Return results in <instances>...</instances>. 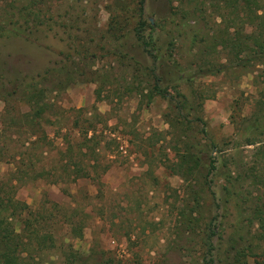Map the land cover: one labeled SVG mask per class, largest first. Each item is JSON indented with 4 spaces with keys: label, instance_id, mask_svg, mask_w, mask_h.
I'll return each instance as SVG.
<instances>
[{
    "label": "rangeland",
    "instance_id": "obj_1",
    "mask_svg": "<svg viewBox=\"0 0 264 264\" xmlns=\"http://www.w3.org/2000/svg\"><path fill=\"white\" fill-rule=\"evenodd\" d=\"M34 1L0 0V17L5 11L8 16L16 14ZM180 1L146 0L144 16L159 23L170 14L171 4L180 6ZM199 1L187 7L200 9ZM49 5V14L63 20L68 30L79 33L77 26L81 27L82 43L92 58L69 60L67 35L63 39L35 31L40 37L32 41L31 35L19 30L20 35L0 38V175L16 170L13 156L31 157L37 171L50 173L22 182L17 191L18 198L37 210H52L56 243L46 260L60 264L63 250L71 246L93 264H209L202 240L207 222L217 216L224 227L215 243L226 246L233 236L238 240L236 250L247 254L239 257L241 264H264V228L253 208H247L264 206L263 66L254 63L204 75L191 37L177 43L179 67L168 63L173 60L155 59L131 43L139 19L137 0H49ZM75 5L80 12L74 11ZM214 5L208 2L206 15H217ZM204 13L197 10L190 22L197 28L207 25ZM118 14L124 23L119 34L127 36L125 48L143 67L169 65L175 86H169L166 96H150L151 81L128 73L117 56L121 42L114 40L110 24ZM171 26L172 22L164 30ZM216 55L212 54L216 62H226L225 54ZM61 59L67 70L53 71L44 81L39 73ZM181 73L193 77V83L178 78ZM31 81H41L38 87L47 88L44 100H28L25 89ZM178 85L190 100L194 89L201 93L198 105L188 104L198 110L189 118L197 132L206 131L197 134L202 146L211 141L218 145L212 150L218 170L208 176L207 184L203 176L207 170L184 177L177 169L180 154L175 145L181 133L177 117L186 118L187 113L173 96ZM31 114H36V136L28 141ZM199 115L202 120L196 119ZM255 115L261 118V130L250 127L249 119ZM88 128L96 129L94 138V131L86 134ZM53 203L60 210L52 208ZM72 220L81 228L73 230ZM236 250L228 256L235 259ZM214 264L225 263L216 256Z\"/></svg>",
    "mask_w": 264,
    "mask_h": 264
},
{
    "label": "trees",
    "instance_id": "obj_2",
    "mask_svg": "<svg viewBox=\"0 0 264 264\" xmlns=\"http://www.w3.org/2000/svg\"><path fill=\"white\" fill-rule=\"evenodd\" d=\"M212 1L215 3L213 10L218 12L213 17L211 13L206 15L209 10L208 2ZM192 2L193 0H181L180 6L176 7L171 4L170 14L161 18L159 23H153L144 16L146 0H137V17L139 19L133 30L135 41L131 43L136 46L139 45L144 51L149 52L151 56L153 54L155 59L173 60V62L168 63L179 67V61L175 58L179 54L177 52V43L184 41L182 40L183 38L191 37L190 46L196 52L194 56L198 59V63L205 67L204 75L218 74L234 67H248L257 63L263 66L261 71L264 77V0H200V9H195L196 6L194 8L187 7ZM38 3L43 4L45 7L37 8L33 5ZM50 6L49 0H35L24 4L18 13L11 16H8L9 14L5 11L0 17V38L20 35L18 33L19 30H21V34L31 35L32 41L39 39V34L43 35L44 33L53 37L61 35V38L64 37L63 39L67 35L66 38H68L69 47L71 48L69 60L72 57H82L84 55L83 59L92 58L93 55H87L88 51L84 47V43H82L81 33L84 32L81 27L77 26V30L81 31L79 33H75L72 28L68 30V25L63 20L58 21V19L54 18V14H49ZM119 6L123 10H127L125 4H120ZM197 10L205 12L203 18L206 19L207 25L197 28L192 21L190 22V17L194 16ZM74 11L80 12L79 7L75 5ZM53 12L56 13V11ZM48 15L50 16L48 17ZM61 15V13L58 14V16ZM120 16L121 14L116 15V19H113L110 24L111 30H114V40H120L121 42L119 44L121 51L117 50V56L123 62L122 64L128 70V73L138 78L147 77L148 82L151 81L148 85L150 96H155V94L166 96V93L170 92L169 86L174 85V78L170 75L169 65L163 62L154 68L143 67L141 60L135 58L125 48L127 36L126 33L119 34L120 31L124 30V23L119 18ZM168 16L171 17L168 18ZM217 17H220V21L216 20ZM127 19L128 17H126ZM76 22H80L79 18ZM171 22V29L168 31L164 30L165 27L171 25ZM28 23H31V25L27 26ZM148 30H151L150 34L146 33ZM121 40H124V42ZM220 53L225 54L226 62L215 61L216 57H213L212 54H217L216 56H218ZM67 68L66 62L61 59L55 66L48 67L42 72L43 74L39 73V75H42V79L46 81L47 74L53 71L57 74H62ZM30 78L34 80L33 77ZM178 78L188 84L194 81L193 77L184 78L182 73ZM41 81H31V83L27 84L25 90L26 94H29L28 96L26 95L28 100L32 101L39 98V101H42L46 98L47 88L38 87V84L42 83ZM164 83L166 84L163 85ZM177 87H175L176 94L173 96L181 104L179 107L187 111L185 114L186 118L177 117L178 129L181 131L179 142L175 145L180 154L177 169L184 177L187 173L193 174L199 173V170H207V173L203 174L204 183L207 184L210 181L208 176L218 170L217 159L212 152L218 145L211 141L207 145L202 146L197 134L206 131L203 129L197 132L195 126L192 125L193 121L189 118L192 113L198 114L196 105L199 104L197 103L198 100L202 99L201 93L195 89L194 91L192 90L193 95L192 100H190L186 94L181 92L179 85ZM191 101L192 103H189ZM193 103L196 105H188ZM40 110L41 104L37 112H40ZM28 116L30 115H25V119ZM32 116L30 119L33 122L30 127L28 141L36 136L34 129L37 125L34 122L36 114ZM196 119L202 120V117L199 115L196 116ZM249 120L251 128L255 130L261 128L260 116L255 115L253 119ZM91 130L94 131V138L96 129L88 128L86 134L88 135ZM183 137L185 139L181 140ZM255 140L259 142L257 138ZM7 146V143L2 145L4 149H7ZM205 156H208V159H204ZM13 158L15 160L11 162L15 163L16 170L9 175H0V264H53L46 260V256L55 247L56 243L52 210L49 208H44L42 211L37 210L17 196L18 186L22 182L34 181L42 177L46 178L47 174L50 173L45 170L37 171L31 157L20 160L14 156ZM0 160H2L1 157ZM84 174V176L92 177L90 172H85ZM77 176L79 177L80 175L76 174L75 177ZM188 187L196 196L201 197L199 191L192 184H189ZM227 192L229 194L233 193L230 190ZM226 202H229V200ZM245 202L247 203V199H245ZM52 205L54 206L52 208L60 210L58 203H53ZM247 208H253L255 218L260 220V226L264 228V206L257 205L255 208L248 206ZM189 222L192 223V220ZM70 224L73 230L81 228L79 221L72 220ZM206 227L204 241L202 240V242L210 256L211 261L209 264H214L216 256H218L220 262L225 264H241L239 257L247 254L243 250H236L238 240L231 236L226 246L221 241L218 244L215 243V236H218L219 239L222 238L224 227L222 218L219 220L217 216L213 217L207 222ZM239 237L243 238L242 236ZM232 250H236L235 254L237 253V256L235 259L233 256L231 258L228 256ZM221 254H227V256L221 259ZM61 257L60 264H93L90 260L84 261L81 255L77 254L71 246L63 250Z\"/></svg>",
    "mask_w": 264,
    "mask_h": 264
}]
</instances>
